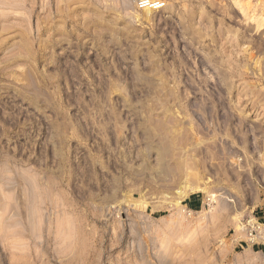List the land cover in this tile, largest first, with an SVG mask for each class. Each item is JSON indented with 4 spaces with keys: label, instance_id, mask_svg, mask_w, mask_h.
<instances>
[{
    "label": "rangeland",
    "instance_id": "obj_1",
    "mask_svg": "<svg viewBox=\"0 0 264 264\" xmlns=\"http://www.w3.org/2000/svg\"><path fill=\"white\" fill-rule=\"evenodd\" d=\"M162 1L0 0V264H264V0Z\"/></svg>",
    "mask_w": 264,
    "mask_h": 264
},
{
    "label": "built area",
    "instance_id": "obj_2",
    "mask_svg": "<svg viewBox=\"0 0 264 264\" xmlns=\"http://www.w3.org/2000/svg\"><path fill=\"white\" fill-rule=\"evenodd\" d=\"M135 7L139 11H160L165 8L162 0H135ZM254 230H251V235Z\"/></svg>",
    "mask_w": 264,
    "mask_h": 264
},
{
    "label": "crops",
    "instance_id": "obj_3",
    "mask_svg": "<svg viewBox=\"0 0 264 264\" xmlns=\"http://www.w3.org/2000/svg\"><path fill=\"white\" fill-rule=\"evenodd\" d=\"M200 204H201V202L199 200H191L187 205L196 207ZM255 219L257 220V222H261V223H259V226H261L262 228L259 232H261V231L263 232L264 231V212H262L260 215L256 216Z\"/></svg>",
    "mask_w": 264,
    "mask_h": 264
},
{
    "label": "bare ground",
    "instance_id": "obj_4",
    "mask_svg": "<svg viewBox=\"0 0 264 264\" xmlns=\"http://www.w3.org/2000/svg\"><path fill=\"white\" fill-rule=\"evenodd\" d=\"M263 237H264V232L262 233Z\"/></svg>",
    "mask_w": 264,
    "mask_h": 264
},
{
    "label": "trees",
    "instance_id": "obj_5",
    "mask_svg": "<svg viewBox=\"0 0 264 264\" xmlns=\"http://www.w3.org/2000/svg\"><path fill=\"white\" fill-rule=\"evenodd\" d=\"M159 215H162V214H159Z\"/></svg>",
    "mask_w": 264,
    "mask_h": 264
}]
</instances>
